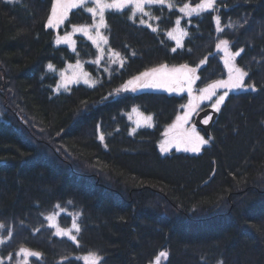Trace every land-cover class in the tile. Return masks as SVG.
<instances>
[{"label":"trees","instance_id":"obj_1","mask_svg":"<svg viewBox=\"0 0 264 264\" xmlns=\"http://www.w3.org/2000/svg\"><path fill=\"white\" fill-rule=\"evenodd\" d=\"M51 2L0 0V260L23 264L8 256L24 247L41 254L28 264H85L89 253L99 264H154L162 251L161 264H264V0H217L191 17L179 9L201 0L146 5L149 15L135 20L129 9L106 10L102 57L80 32L75 51L56 44L93 24L92 3L48 29ZM177 19L188 33L182 47L167 35ZM221 40L240 51L245 86L256 91L229 93L210 134L199 128L209 141L199 153H162L163 133L187 93L115 90L162 63L197 68L196 89L225 78ZM75 62L95 86L58 90L60 73ZM133 107L153 117L152 127L132 131ZM53 214L57 225L46 219Z\"/></svg>","mask_w":264,"mask_h":264},{"label":"snow or ice","instance_id":"obj_2","mask_svg":"<svg viewBox=\"0 0 264 264\" xmlns=\"http://www.w3.org/2000/svg\"><path fill=\"white\" fill-rule=\"evenodd\" d=\"M94 5L93 7H87L86 11L91 13L93 18V25L91 27L95 28V35H92L90 32V26H81L74 27L73 32H81L84 36L87 37L101 52V57L103 55L104 49L100 47L101 43L107 45L108 38L103 35L100 31L102 28H107L105 21V12L106 10H115L117 12H123L125 9H129L130 15L129 19L135 20L137 13L142 16L149 15L145 11L146 5L165 4L166 0H111L110 3L105 2V0H90ZM89 3V0H52L51 2V13L47 18V23L45 25L48 29L58 28L60 25L68 19V13L71 9H76L80 7H85ZM217 0H201L200 3L196 4L193 8L189 4L185 3L183 7L179 9L181 13L191 17L193 14L197 16L202 13L210 10H214ZM168 7L171 8L173 5L168 4ZM97 16L99 17L97 21ZM217 24V31L222 32L224 29L220 27L221 17H215ZM141 24H145V20L140 19ZM181 21L177 19L175 21L176 27L167 33V35L176 41L177 47H182L180 37L175 33H180V35H188V33L182 30L179 26ZM148 27H151L149 24ZM152 31L155 32L157 29L152 28ZM56 44H72L73 51H75V44L72 41L71 35L58 36L56 39ZM223 45V50L225 52L224 57V67L227 69V79H218L214 82L207 84L203 88H198L196 91L198 95H194V85L200 76L197 75V68L189 67L188 64H181L179 66H169L168 64L162 63L158 66L148 68L143 72H140L138 75L133 76L131 79L127 80L121 85L120 88L116 89L115 92L117 95H123L124 93L132 92L135 93L141 89H162L169 93H187L188 101L187 104H182L181 108L184 110L182 114H178L175 117V120L168 125L165 129L163 136L165 139L160 144V151L162 153H168L171 149L184 152L199 153L203 145L208 144V139L200 134L197 131V127L194 123H191L192 117L198 115L199 111H202L201 104L204 101H212L215 97L214 102L211 104V108L215 112L221 110V106L225 103L226 97L229 96L231 91L235 90H251L256 91L254 84H248L245 86V77L248 76V72L238 67L234 63L236 56L240 55V51L229 53L228 51V40H221L216 47L219 49ZM173 52L176 51V48L172 49ZM243 51V50H241ZM117 57L120 56L119 53H115ZM100 60L97 59L95 63H99ZM115 63V61H113ZM124 58H120V67H123ZM200 64H205V60H201ZM49 71L54 70V66L49 63L47 66ZM72 67L71 65L69 66ZM79 67V62L77 63ZM80 75L84 76V83L89 84L88 73H81ZM62 76L61 87L67 88L68 84L75 83L79 81V76L73 74L71 77L64 75ZM89 86L94 87L95 84H89ZM224 90L222 93L218 94L217 90ZM109 97L115 100L113 93H109ZM109 97H105L108 99ZM131 112L136 115L137 119L135 120L136 128H133L132 131L135 132L137 128L140 127H152L153 117L151 115H145L138 108L133 107ZM131 115L129 119H131ZM212 117L210 115L205 116L202 120L204 125H208ZM99 139L103 141L105 139L104 135H100ZM46 219L51 222L55 219V214L49 215ZM50 227H57L56 225L50 224ZM2 227V226H0ZM72 229L76 232H80L81 229L76 221L72 223ZM57 236H67L72 241H76L77 237L71 234V231L65 229H58L55 233ZM9 237H11V231L8 232ZM5 241L0 240V243ZM15 255H20L23 258V264H28V257H40L39 252L30 251L28 248L21 247L19 253L10 254L8 260L11 261L15 258ZM167 252H160L155 258V264H160V259L166 257ZM85 264H99L100 257L95 253H89L83 257ZM0 264H4V261L0 260Z\"/></svg>","mask_w":264,"mask_h":264},{"label":"rangeland","instance_id":"obj_3","mask_svg":"<svg viewBox=\"0 0 264 264\" xmlns=\"http://www.w3.org/2000/svg\"><path fill=\"white\" fill-rule=\"evenodd\" d=\"M105 2H108V3H110L111 2V0H105ZM168 2V0H166V2L165 3H167ZM89 3H91L90 2V0H89ZM88 3V4H89ZM87 4V5H88ZM92 5V7L94 6L93 4H91ZM191 7H195L196 5H190ZM98 17V16H97ZM98 19H99V17H98ZM98 19H97V21H98ZM93 25V24H92ZM92 25H90V32H91V34L92 35H95V28L94 27H91ZM78 28V27H77ZM100 31H101V33L103 34V30L102 29H100ZM73 33H75V32H71V33H69L68 35H71V37H73ZM81 33V32H80ZM176 35H178L180 38H181V36H180V33H175ZM105 44H103V43H101V45H100V47L101 48H103V49H105ZM221 53H222V59H223V61H224V57H225V52H224V50H223V45L221 46V48H219L218 49ZM228 51H229V53H235L232 49H231V47H230V44L228 45ZM77 63L78 62H75V63H71L70 65L72 66L71 68L69 67L70 65H68L65 69H63L62 70V72L61 73H63L64 75H66V76H69V77H71L74 73L75 74H77L78 76H79V81L78 82H75V83H70V84H68V86H67V88H64V87H61L60 85L62 84V76H61V73H60V79H59V83H58V87H57V89L58 90H66V89H68L71 85H73V84H76V83H80V82H83L84 83V79H85V77L84 76H82V75H80L81 73H87V71L84 69V66H83V64H82V62H79V67H77ZM234 63L237 65V63H236V57H235V59H234ZM238 66V65H237ZM171 67V66H170ZM239 67V66H238ZM226 69V68H225ZM226 73H227V69H226ZM87 79H89V83L91 84V83H93L94 82V80L90 77V75L88 74V77H87ZM222 79H227V74H226V76H225V78H222ZM141 90H148V89H141ZM141 90H138V91H141ZM155 90H162V89H155ZM197 89H196V87H195V85H194V95H198V92L196 91ZM218 91V94L219 93H222L224 90H222V89H220V90H217ZM214 100H215V97L213 98V100L212 101H204L202 104H201V108L202 109H204V108H206V107H211V104L214 102ZM187 104V103H186ZM141 111V110H140ZM184 110H182V112H183ZM142 112V111H141ZM182 112H180V114H182ZM200 112V111H199ZM144 113V112H143ZM145 115H148V114H146V113H144ZM196 116L197 115H194L193 117H192V120H191V123H194L195 124V119H196ZM211 116V115H210ZM131 117H132V121H133V125H134V128H136V124H135V120L137 119V117H136V115L135 114H133L132 112H131ZM196 125V124H195ZM168 127V126H167ZM196 127H197V131L198 132H200V134L202 135V136H204L205 137V135L199 130V127L196 125ZM141 128V127H140ZM138 129V128H137ZM206 138V137H205ZM165 139V137L163 136L162 137V140H161V142L163 141ZM207 139V138H206ZM161 142H160V144H161ZM204 146V145H203ZM202 146V147H203ZM202 147H201V149H202ZM172 150H175L174 148L173 149H171L170 151H172ZM192 153V152H191ZM53 222L56 224L57 222H56V219H54L53 220ZM57 225V224H56ZM58 227V226H57ZM58 229H59V227H58ZM22 258V257H21ZM164 259V257H162L161 259H160V264H161V261ZM22 260H23V258H22ZM154 264H155V262H154Z\"/></svg>","mask_w":264,"mask_h":264},{"label":"water","instance_id":"obj_4","mask_svg":"<svg viewBox=\"0 0 264 264\" xmlns=\"http://www.w3.org/2000/svg\"><path fill=\"white\" fill-rule=\"evenodd\" d=\"M211 115L212 119L210 120L208 125H204L202 123V120L205 118V116ZM218 115V112H215L211 107H206L202 111L199 112V114L196 116L195 119V124L199 127L202 128L207 134H210L212 124L214 120L216 119Z\"/></svg>","mask_w":264,"mask_h":264},{"label":"bare ground","instance_id":"obj_5","mask_svg":"<svg viewBox=\"0 0 264 264\" xmlns=\"http://www.w3.org/2000/svg\"><path fill=\"white\" fill-rule=\"evenodd\" d=\"M217 116H218V115H217ZM216 118H217V117H216ZM215 120H216V119H215ZM215 120H214V121H215ZM213 123H214V122H213ZM212 125H213V124H212Z\"/></svg>","mask_w":264,"mask_h":264}]
</instances>
